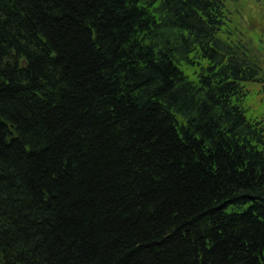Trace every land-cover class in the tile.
<instances>
[{
  "label": "trees",
  "instance_id": "trees-1",
  "mask_svg": "<svg viewBox=\"0 0 264 264\" xmlns=\"http://www.w3.org/2000/svg\"><path fill=\"white\" fill-rule=\"evenodd\" d=\"M226 8L0 0V264H264V77Z\"/></svg>",
  "mask_w": 264,
  "mask_h": 264
},
{
  "label": "rangeland",
  "instance_id": "rangeland-1",
  "mask_svg": "<svg viewBox=\"0 0 264 264\" xmlns=\"http://www.w3.org/2000/svg\"><path fill=\"white\" fill-rule=\"evenodd\" d=\"M229 21L226 34L230 41L246 46L262 68L264 77V0H225ZM247 96L242 103L250 119L259 120L264 126V82H244Z\"/></svg>",
  "mask_w": 264,
  "mask_h": 264
},
{
  "label": "bare ground",
  "instance_id": "bare-ground-1",
  "mask_svg": "<svg viewBox=\"0 0 264 264\" xmlns=\"http://www.w3.org/2000/svg\"><path fill=\"white\" fill-rule=\"evenodd\" d=\"M22 26V25H21ZM21 28L19 27L18 29H17V31L18 30H20ZM37 41V39L36 38H34V39H32V35H30V36H28V37H26V44H24V45H21L18 49H16V48H13L12 47V44H10V43H8V44H6L5 45V47H4V49H5V51H6V53H12L11 51L12 50H15V52L16 53H23V54H27L26 53V51H31V47H32V45L35 43ZM20 55L18 54L17 55V58L19 57ZM29 56H32V55H29ZM33 56H35V55H33ZM20 58V57H19ZM18 58V59H19ZM9 59H12V56H11V54L7 57V60H9ZM18 61V60H17ZM30 60H28V62H29ZM29 65V64H28ZM20 68H22V67H20ZM20 68H19V70L18 71H20ZM17 80H18V85H20L18 88H21V90H27V89H33V90H35V91H37V90H39V91H37L39 94H41V99L43 100V101H47V100H49L48 99V97L47 96H45V93L43 92L42 93V90L40 91V87H35V85L36 84H33V85H31V81L29 82V85L28 86H26V84L23 82V81H25V79H23V78H20V79H18V78H16ZM21 83V84H20ZM37 86V85H36ZM35 95L36 97H40V95ZM196 223H198V221L196 222ZM4 226V225H3ZM207 240V241H206ZM205 240V242H203V244H198V245H196V249H200V252H201V254H204V251H210L209 249H215L216 248V245L214 246V244H213V241H212V239H210V238H208V239H206Z\"/></svg>",
  "mask_w": 264,
  "mask_h": 264
}]
</instances>
